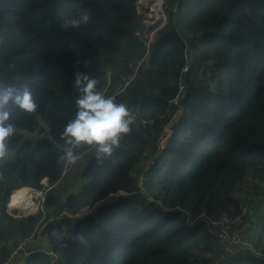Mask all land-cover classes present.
<instances>
[{
	"label": "trees",
	"instance_id": "obj_1",
	"mask_svg": "<svg viewBox=\"0 0 264 264\" xmlns=\"http://www.w3.org/2000/svg\"><path fill=\"white\" fill-rule=\"evenodd\" d=\"M136 1L0 0V79L19 77L17 87L27 84L38 103L35 113L12 114L17 131L9 160L0 166V263L51 213L96 203L88 214L63 219L85 240L60 248L52 238L54 264H264L262 231L248 238L239 232L250 246L233 254L211 232L224 214L241 227L248 216L242 199L264 194V0H164L166 18L146 63L115 94L138 115L132 131L112 157L100 163L94 156L85 164L73 182H80L76 189L60 184V134L76 111V73L95 77L98 90L108 95L132 74L129 63L145 53L135 33L144 28ZM83 10L87 24L62 26ZM186 87V112L144 172L155 199L147 201L135 193L139 164L156 154ZM43 177L53 185L43 210L7 213L6 205H15L13 190L40 188ZM119 189L128 194L105 199ZM50 261L37 252L16 264Z\"/></svg>",
	"mask_w": 264,
	"mask_h": 264
},
{
	"label": "clouds",
	"instance_id": "obj_2",
	"mask_svg": "<svg viewBox=\"0 0 264 264\" xmlns=\"http://www.w3.org/2000/svg\"><path fill=\"white\" fill-rule=\"evenodd\" d=\"M88 21L89 13L83 10L65 19L62 26L77 29ZM19 80V77L11 81L0 79V166L9 160L10 141L17 131L16 124L12 121L13 110L19 109L32 114L38 109L31 88L27 84L17 87ZM98 83L95 77L86 73L78 72L75 75L74 87L79 92L75 100L76 111L60 134L65 141L61 159L70 165L81 158L78 149L85 145L95 148V159L102 163L112 157L120 146L122 137L132 131L135 116L128 105L118 102L115 95H106L98 90ZM165 136L161 137H164V141L167 139ZM157 146V153H160L158 143Z\"/></svg>",
	"mask_w": 264,
	"mask_h": 264
},
{
	"label": "built area",
	"instance_id": "obj_3",
	"mask_svg": "<svg viewBox=\"0 0 264 264\" xmlns=\"http://www.w3.org/2000/svg\"><path fill=\"white\" fill-rule=\"evenodd\" d=\"M141 0H137L135 4H139ZM164 3V0H161ZM161 4L159 2L158 6ZM145 12L148 11H161V9H148L146 6L143 7ZM141 10V8H139ZM138 15L140 12L137 13ZM145 15L140 17V23L143 20ZM156 19H161L160 22L164 23L165 21V13L159 17H156ZM142 24V23H141ZM147 27V30L149 31L148 35H145L147 33L145 26ZM144 28L141 30H137L135 33L140 36V39L143 40L144 45L146 47L145 53L142 57L134 59L132 62L129 63V67L132 71V74L124 79L123 82H120L116 84V86L113 88L112 93L108 95H114L119 92H122L123 89L129 84L130 79H132L133 75L137 72V70L142 66L144 63L146 56L148 54V49L150 47V44L152 43V38H154L156 31L161 27L157 26V24H154V21L151 19L145 20L143 22ZM145 35V38H142ZM189 68V65L187 63L184 64L183 72H186ZM185 70V71H184ZM108 79L110 80V74L109 72L106 73ZM105 89L103 90V92ZM135 116V113H133ZM29 135V134H25ZM31 137V134L29 135ZM159 149L163 148L164 145V137L161 138L158 142ZM65 148V146H64ZM63 148V149H64ZM152 164V163H150ZM69 164L65 161V166L63 168L62 174H64L65 170ZM147 171V168L144 170V172ZM146 176V174H145ZM147 179V177H146ZM246 179H251L250 175H247ZM138 184V181H137ZM52 184L49 182L47 177H43L40 180V188L32 187V186H24L28 193L32 194L33 196H27L29 198L28 204L24 206L23 212H20L18 208L17 211L13 209L14 211L9 213L10 215L14 217H20V216H27L32 215L38 211L43 210V202L45 200L47 192H49L52 188ZM146 186V183H145ZM138 187V185H137ZM121 190H118L117 193H119ZM124 192V191H123ZM135 193L139 194L143 199L147 201H155V199L152 197L148 200V192L142 187L139 186L138 190L135 191ZM125 194H128V192L125 191ZM123 194V195H125ZM115 200V198L113 199ZM7 207V205H6ZM87 208L83 207L82 209H79L78 211L72 213L68 211L65 208L60 209L57 212L51 213L49 219L47 221H40L32 231H30L26 236H24L22 239H20L8 252L7 256L1 261L0 264H16L20 260L25 259L28 256H31L34 253L37 252H43L46 255H48L51 258V263L54 264L58 261V255L56 251L52 248L51 242L52 238L57 241V244L66 246L71 243H79L83 242L85 240V237L82 233H72L70 232L69 228L67 227V224L64 223L63 219H69L73 217H77L81 214H83L82 211H85ZM48 222H51V224L48 225ZM233 220L229 218L228 215L224 214L221 216L219 221H216L214 224H216L218 227L216 229H211V232H214L215 235H217L218 232L223 233V240L225 241L226 246V252L228 254L236 253L238 250H241L245 247H249L250 244L245 237H243L239 231H237L234 227Z\"/></svg>",
	"mask_w": 264,
	"mask_h": 264
},
{
	"label": "rangeland",
	"instance_id": "obj_4",
	"mask_svg": "<svg viewBox=\"0 0 264 264\" xmlns=\"http://www.w3.org/2000/svg\"><path fill=\"white\" fill-rule=\"evenodd\" d=\"M137 2V1H136ZM138 3V2H137ZM148 9H152V10H156V9H161V11H148V12H145L144 9H143V6L140 7L141 8V11H144L143 15L144 18L143 20L141 21V23L143 24V22L145 20H148V19H151V20H155L156 17H159L163 14L164 12V4H163V1H161V4L159 6H156L155 4L153 6H146ZM138 13V12H137ZM165 13V12H164ZM166 18V16H165ZM161 19L158 20V23H154V24H157V26H162L164 23L160 22ZM144 25V24H143ZM145 26V29L147 31V33L145 35H148L149 34V31L147 30V27L146 25ZM156 34V33H155ZM145 35L142 37V38H145ZM155 38V36H154ZM154 38H152V40H154ZM147 59H145L144 63L142 65H144L146 63ZM141 67V66H140ZM107 76V75H106ZM134 76V75H133ZM133 78V77H132ZM109 83V79L108 77H106V84ZM116 86V85H115ZM127 87V86H126ZM103 90V88L101 89V91ZM120 93V92H119ZM118 94V93H117ZM115 95V94H114ZM178 100V99H177ZM174 103V107H175V104H177V101ZM183 103V101H182ZM174 109V108H173ZM186 110L185 109H182L181 110V113L180 115H183L185 114ZM138 115L136 114L135 115V118L137 117ZM165 125V124H164ZM163 131L165 132L164 134H162L160 136V138L166 134V132H169V131H173L172 129L170 130L166 125L165 127H163ZM169 132V133H171ZM160 138L158 139V142L160 140ZM168 138V136L166 137ZM167 140V139H166ZM165 142L164 141V145H163V148L165 146ZM83 147H87V145L83 146ZM83 147H81L80 149H78V152L80 154V159L75 163V164H69V166L67 167V169L65 170L64 174H65V177L63 178L62 181H60V184L64 186V184H71L75 181V178H77L78 176H80V172L82 170V168L85 166V164L92 158L95 156V148L92 147L91 149L87 150V149H84ZM162 149H159L158 151H161L163 150ZM159 152L153 156V157H150L149 159H147L146 161L144 162H141V168H142V172L137 176V180L136 182L138 181V187L139 186H142L146 191V186H145V182H146V176H145V173H144V170L147 168L150 169V166L153 165L157 159V157L159 156L160 154ZM65 161V160H64ZM152 163V164H150ZM247 179H245V181L241 184V187L243 190H247V186H248V183L246 182ZM79 183L80 182H77V184L75 186H79ZM60 186V185H59ZM121 190L119 193H117V191H111L107 194V196L105 197V199L108 201H112L114 198H116L117 196L119 195H123L125 194V190L123 189H119ZM124 191V192H123ZM127 192V191H126ZM148 192V191H147ZM127 195V194H125ZM148 200L152 198V194L150 192H148ZM26 198H27V203L28 204V201H29V198L27 197V195H25ZM259 201V198H253L252 200L249 199V197H245L242 199L241 203L242 205H244L246 207V212H248V216L244 219V222L243 224L241 225V227H239L238 225H235V229L239 232H241L242 234H244L247 238L252 235L253 233H258L259 231H262L263 234H264V202H262V204L260 205L261 202H257ZM25 204V205H26ZM96 204V203H95ZM83 205L82 207H80L79 209H82L83 207H86L87 209L85 211H82L83 212V215L84 214H88L91 210H92V207L95 205ZM25 205H22L23 207H18V206H15V205H12V206H9L7 204V211L9 213L13 212L15 209V211H17L16 208H18L20 210V212H23V209ZM263 206L260 207V211L258 209H256V206ZM259 212V213H258ZM82 215V214H81ZM80 216V215H79ZM78 217V216H77ZM75 218V217H73ZM34 229V228H33ZM32 231V230H31ZM217 236L219 238H221L222 240L224 239L222 236H223V233L221 232H218L217 233ZM228 244V243H227ZM227 244L225 245V251H226V246ZM60 248H65L66 246H62V245H58ZM45 254V253H44Z\"/></svg>",
	"mask_w": 264,
	"mask_h": 264
},
{
	"label": "water",
	"instance_id": "obj_5",
	"mask_svg": "<svg viewBox=\"0 0 264 264\" xmlns=\"http://www.w3.org/2000/svg\"><path fill=\"white\" fill-rule=\"evenodd\" d=\"M154 23H158V19H155L154 20ZM184 77H185V72L181 75V78H180V83L182 85H184V82H185ZM187 89H188L187 87L181 89V92H180V94H179V96L177 98L178 100L176 99L178 102H177V104H175V107H174L172 113L170 114L169 118L165 122V125L170 130L171 129L173 130V128L182 119V117L184 115V114L183 115H180V113H181V110L182 109H185L186 110V105L184 103H182V101H183V98H184V96H185V94L187 92ZM176 100H175V102H176ZM165 125H164V127H165Z\"/></svg>",
	"mask_w": 264,
	"mask_h": 264
},
{
	"label": "bare ground",
	"instance_id": "obj_6",
	"mask_svg": "<svg viewBox=\"0 0 264 264\" xmlns=\"http://www.w3.org/2000/svg\"><path fill=\"white\" fill-rule=\"evenodd\" d=\"M159 2H161V0H141L138 5L140 7L153 6L154 4L158 6ZM169 132L166 133V137L169 136L168 135ZM13 195H14V200H15V206H18V207H23L22 205H25L27 203V198L25 195L30 196V197L33 196L32 194L28 193L25 187H21L19 189L13 190Z\"/></svg>",
	"mask_w": 264,
	"mask_h": 264
},
{
	"label": "crops",
	"instance_id": "obj_7",
	"mask_svg": "<svg viewBox=\"0 0 264 264\" xmlns=\"http://www.w3.org/2000/svg\"><path fill=\"white\" fill-rule=\"evenodd\" d=\"M162 134V133H161ZM92 146H87L86 147V149L88 150L89 148H91ZM147 159H145V161H146ZM140 166L142 165L141 164V162H140V164H139ZM64 187H67V190H70L71 188H73V189H76L77 188V186H75V185H73V183H71V184H65V186ZM253 198H259V201H257V202H261L260 203V205L262 204V202H264V194H261V195H259V196H256V197H253ZM260 205H258V206H256V209H260V207H262L263 208V206H260ZM260 211V210H259ZM259 213V212H258Z\"/></svg>",
	"mask_w": 264,
	"mask_h": 264
}]
</instances>
